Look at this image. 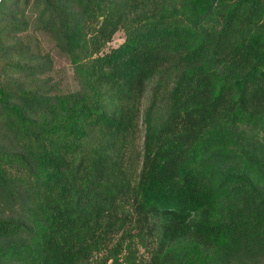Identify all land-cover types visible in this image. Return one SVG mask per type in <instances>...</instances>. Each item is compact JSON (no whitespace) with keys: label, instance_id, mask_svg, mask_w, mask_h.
<instances>
[{"label":"trees","instance_id":"trees-1","mask_svg":"<svg viewBox=\"0 0 264 264\" xmlns=\"http://www.w3.org/2000/svg\"><path fill=\"white\" fill-rule=\"evenodd\" d=\"M121 261L264 264V0H0V264Z\"/></svg>","mask_w":264,"mask_h":264},{"label":"rangeland","instance_id":"rangeland-1","mask_svg":"<svg viewBox=\"0 0 264 264\" xmlns=\"http://www.w3.org/2000/svg\"><path fill=\"white\" fill-rule=\"evenodd\" d=\"M122 40H123V33L121 31H119L114 35L113 40L109 44V46H114V45L118 44L119 42H121ZM150 96H151V84H149L147 87V92H146V95L143 99L142 108H144L147 105V103L149 102L148 100H149ZM140 125H142V123ZM139 254L141 255V257H146L147 252L143 251L142 247H139ZM107 264H109V262ZM119 264H125V263L123 261H121Z\"/></svg>","mask_w":264,"mask_h":264}]
</instances>
